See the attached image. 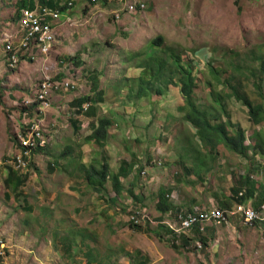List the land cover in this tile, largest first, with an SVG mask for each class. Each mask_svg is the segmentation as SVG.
<instances>
[{
  "label": "rangeland",
  "instance_id": "obj_1",
  "mask_svg": "<svg viewBox=\"0 0 264 264\" xmlns=\"http://www.w3.org/2000/svg\"><path fill=\"white\" fill-rule=\"evenodd\" d=\"M19 1L0 0V36L12 29ZM45 1L58 7L73 3L71 22L76 24L60 23L49 62L56 80L57 72L69 67L75 88L54 95L44 129L58 131L22 171L13 164L19 112L33 101L42 64L21 60L10 70L0 51V264H204L196 257L194 238L183 243L162 225L173 221L174 213L157 210L158 194L176 191L173 206L180 199L190 210L196 206L191 200L209 192L222 203L215 207L230 210L236 195L245 194L240 185L248 176L257 191L245 206L251 208L249 202L257 210L264 200V154L249 148L264 143V121L253 125L230 88L236 85L264 112V0ZM135 1L145 10L125 13L124 5ZM154 57L164 61L158 73ZM175 62L189 69L195 83L192 100L211 125L221 123L229 134L244 131L248 149L243 155L221 142L210 150L185 120ZM143 69L150 86L136 99ZM95 77L97 90L91 82ZM98 90L102 102H93V116L79 118L82 128L75 133L63 116L71 109L68 103ZM101 119L109 123L103 148L98 146L102 140L95 139L97 144L90 137ZM105 160L113 174L122 161L134 164L120 178L119 195L109 180L97 188L80 170ZM7 167L26 178L18 191L4 183ZM211 206L206 202L205 208ZM134 211L144 215L137 227L131 225ZM232 218L187 237L205 240L198 252L207 264H264V222L248 227Z\"/></svg>",
  "mask_w": 264,
  "mask_h": 264
},
{
  "label": "trees",
  "instance_id": "obj_2",
  "mask_svg": "<svg viewBox=\"0 0 264 264\" xmlns=\"http://www.w3.org/2000/svg\"><path fill=\"white\" fill-rule=\"evenodd\" d=\"M39 2L44 6H48V7H52V8L57 7V5H56L57 2L45 1V0H39ZM34 4H35L34 0H20L19 2L16 3V6L19 9L21 7H33ZM64 9H65V7L60 8L61 11H63ZM68 9L74 10L73 7H70ZM160 41H161V39L158 38L156 41V44H159ZM154 58H156L155 63L157 65L155 71H156V73H158L162 70V66L164 65V61H163V59L160 60L157 57H154ZM176 58L179 59V56L177 55ZM160 63H161V66H160ZM175 66L178 69V71H179L178 74L180 76L179 80H178V83H180V90H179L180 95L184 101V106L186 107L185 109L187 110L185 120L188 121L193 127H195L197 129V135H198L199 139L200 140L202 139L205 142V146H209L210 150L216 145V143L221 142L225 145V147L228 150H230L234 153H239V154L243 155L245 153L246 149H248V146L244 145V142H245L244 131L241 128H237L236 130H234V133L229 134L226 132L225 126L222 125L221 123H219V125H214V126L211 125L210 121L207 120V118L205 117V114L196 108V106L192 100V93H193V88L195 87V83H194V80L190 74L189 69L188 68L187 69H180L181 67L177 64V62H175ZM143 68H147V67L145 66ZM261 70L264 73V60L261 62ZM211 72L214 73L212 70H211ZM156 75L157 74H154V76H156ZM213 78H214V76H213ZM137 79L139 81V90H138V94L136 96V99L147 94V91L149 90L148 87L150 86L151 78L148 74V71L143 69V70H141L140 75L137 77ZM95 80H96V77L91 81L95 84ZM230 88H231L232 96L237 101H241L243 106H245L247 108L248 118L252 122V124L258 125L261 122H263L264 121V112H263L262 106L260 104L252 105L249 101L244 99L239 94V92L236 88V85L234 87L231 86ZM155 91L159 95L163 94V92L161 91V89L159 87H156ZM96 96H97L96 101L100 100L98 102H101L102 98H103L102 92L101 91L97 92ZM90 98H91L90 96H85L83 98L73 100L69 105L72 107L78 108L77 113H79L81 111L88 116H93L95 110L92 107H90L86 111H83V109L81 108V105L83 103L91 101ZM181 109L183 110V108H181ZM69 122H70V125L73 126V131L75 133L80 130V126H79V123L77 121L69 120ZM108 124L109 123L107 121H105L104 119H101L99 121V126L96 127L95 131H93V134L90 136L94 140L95 139L102 140L101 142H99V144L95 140V142L98 144V146L102 147V148L104 147V142H105L104 140L106 139L105 136L107 135L106 134V126ZM229 126L231 128L233 127L232 125H229ZM249 148L252 149L253 153L260 152V153L264 154V143L255 142L254 145L252 147H249ZM34 149H35V147H31L29 149L30 155L33 153ZM24 151L25 150L23 149L22 152H24ZM106 160L101 165H99L98 167L94 166L93 164H90V166L88 168H85L84 165H81L80 170L82 172L84 171L85 174H83V175L88 180V182L93 184V185H97V188H99V186L101 188L103 183L107 182L109 180L111 183V186L113 188V191H115V193L117 195H119L123 190L121 182H120V178H126L130 174L131 170L133 169L134 164L128 163L126 161H122L120 163L118 173L113 174V173L109 172ZM6 171H7V177L5 178L4 183L7 186H10L13 190L17 191L21 186H23L25 184L26 178L25 177H19L17 175L16 171H14L11 167H7ZM23 176H25V175H23ZM240 186L245 187L246 189H245V194H242L241 196H237L236 193L238 192V190L237 189L235 190V195H236L235 202H238V203L245 202L247 197H252L254 195V193H256V191H257V188H255V183L253 181H251L248 176H246L245 178L242 179ZM97 190L100 191V189H97ZM262 196L264 197V194ZM131 197H133V199H135L137 201L140 200L139 197L134 196L133 193H131ZM257 206H258V204H257ZM156 207L160 213H165L171 209H175L172 202H170L167 198V192L164 190H160V193L158 194V201H157ZM255 207H256V205H255ZM131 225L133 227H137V225H134L132 223H131ZM159 227H162V225H160ZM167 232H169L171 234V232L168 229H167ZM156 236L158 239H161L160 233H156ZM202 240L205 241L204 239H202ZM203 245L206 246L205 242H203Z\"/></svg>",
  "mask_w": 264,
  "mask_h": 264
},
{
  "label": "built area",
  "instance_id": "obj_3",
  "mask_svg": "<svg viewBox=\"0 0 264 264\" xmlns=\"http://www.w3.org/2000/svg\"><path fill=\"white\" fill-rule=\"evenodd\" d=\"M91 1L95 2V0ZM62 7H65L63 11L60 10ZM70 7H73L72 2L64 3L62 6L56 8L41 6L36 3L33 7H21L16 11L15 18H13L12 29L0 36V51L4 54L5 65L10 70L14 69L19 61L23 59L28 61L41 60L42 77L34 97V101L39 102L40 110L50 107L52 93L60 90L66 91L74 87L68 81H52L48 75L50 67L46 65L56 41V29L61 26L60 23L70 26L76 24V22H71L73 16L72 10L68 9ZM144 10V4L139 1L124 5V12L127 14H134ZM115 17L119 18V15L116 14ZM30 141L31 139L28 137L24 140L22 139L21 143L22 145H28ZM233 215L239 216L243 224L248 227L258 222H264V201L260 204L258 210L242 204H234L233 209L229 212L217 208L204 209L196 207L188 212L185 217L177 215L176 225H173L170 221L164 224L175 234H180L182 231L188 230L195 225H219L227 222L228 216ZM140 216L144 218L143 214L134 211L130 219L136 225L137 219ZM196 245L198 248H201L199 243H196ZM3 247L4 245L0 241V250Z\"/></svg>",
  "mask_w": 264,
  "mask_h": 264
},
{
  "label": "clouds",
  "instance_id": "obj_4",
  "mask_svg": "<svg viewBox=\"0 0 264 264\" xmlns=\"http://www.w3.org/2000/svg\"><path fill=\"white\" fill-rule=\"evenodd\" d=\"M58 7V6H57ZM25 60V59H23ZM40 60V59H39ZM25 61H28V60H25ZM30 62H33V61H30ZM61 62V61H60ZM36 63V61H35ZM46 65L48 67H50L49 69V72H48V75L51 77L52 81H56V79H53V77L50 75V72L52 71L53 69V65L49 62V58L46 62ZM7 66V65H6ZM42 77V75H40ZM73 76V73H71V75L69 77H59V72H57V75H56V78H57V81H68L70 83L73 84V89H69V90H60V91H55L54 93H52L51 95V99H50V107L49 108H46L44 110H40V105H39V102H35L34 101V97H35V91L38 87V85L40 84V81H41V78L40 80L38 81L37 83V86L35 87V90H34V97H33V101L32 103H30L29 105H26L25 107H22L20 112H19V117H21V125H20V129L17 131V134H16V137H15V142H16V146L15 148L17 149V153L15 154V157L13 158V164L17 166L18 169H21L22 171H24V169H26L30 162H31V158L35 156V153L38 152V151H41V150H44L46 149L48 146H49V140L48 138H52L53 135H55V132L58 131L57 128H56V131H53L52 134L50 131H46L44 128L46 126V119H47V114L52 110L53 108V102H54V98H55V94H59V93H65V92H68V91H72L74 90L75 88V85H74V80L75 78L74 77H71ZM93 84V87H96V90L98 88L97 86V82L95 81V84ZM81 90V88H80ZM100 90H98L99 92ZM102 92V91H101ZM96 93L95 92L93 95L92 94H87L85 96H90L91 98V101L89 102H86V103H83L81 105V108L83 109V111H86L87 109H89L90 107L93 106V103H95L96 101ZM103 94V93H102ZM85 96H82V97H78V98H75V99H72L69 103H68V106L71 108L66 114H63V116L69 121V120H75L77 122H79V126H81L82 128V124L80 123L79 121V118L80 117H87L88 115H86L85 113L83 112H79L77 113L78 111V108H75V107H72L70 106L69 104L73 101V100H76V99H79V98H83ZM100 101V100H98ZM102 102V101H101ZM101 102H98V103H101ZM70 123V122H69ZM53 126V125H52ZM80 128V129H81ZM51 135V136H50ZM30 138L31 141H30V144L28 145H22L21 141L22 139H26V138ZM31 147H35L33 153L30 155V148ZM23 149L25 150L24 152ZM41 153V152H40ZM25 157V158H24ZM20 159V160H18ZM24 159V160H23ZM54 162L51 163V166H54ZM12 168V167H11ZM13 169V168H12ZM14 170V169H13ZM15 171V170H14ZM55 175V174H54ZM6 177H7V171H6ZM5 177V178H6ZM5 180V179H4ZM10 187V186H8ZM10 190L11 192L12 191H16V190H13L11 187H10ZM19 190V189H18ZM17 190V191H18ZM239 196L242 195V193H239L238 194ZM168 199L172 202L173 204V201H174V198L170 195L167 196ZM264 201V200H263ZM261 201L260 204L263 202ZM234 204H242V205H245L246 203L244 202H241V203H238V202H235L233 201V205L231 207L230 210H223L219 207H215V206H211V208L209 209H212V208H217V209H220L222 211H225V212H229L233 209L234 207ZM252 209H254L252 207V205H250ZM260 206V205H259ZM197 208H200V207H197ZM204 209H207V208H204ZM259 209V207H258ZM257 209V210H258ZM255 210V209H254ZM192 211V210H191ZM190 212V211H189ZM177 217V216H176ZM231 217H236L237 219L240 220L241 224H243L242 222V219L237 216V215H233V216H228L227 218V222H223L219 225H222V224H228L229 223V218ZM176 220V218L174 219ZM172 222V221H171ZM132 224H134L132 222ZM164 224V223H163ZM135 225V224H134ZM166 225V224H165ZM207 225H210V224H203L202 226H199V225H195V226H198L199 227V230L202 231L204 230L203 227L207 226ZM215 225V224H213ZM244 225V224H243ZM194 226V227H195ZM245 226V225H244ZM168 228V227H167ZM169 229V228H168ZM171 230V229H170ZM172 231V230H171ZM173 232V231H172ZM174 233V232H173ZM1 241V240H0ZM2 242V241H1ZM3 243V242H2ZM201 245L202 247V243L201 242H197ZM4 245V244H3ZM4 248V247H3ZM195 249L198 251L200 248L197 247V245L195 244ZM2 250H0L1 254H2ZM0 254V255H1Z\"/></svg>",
  "mask_w": 264,
  "mask_h": 264
},
{
  "label": "crops",
  "instance_id": "obj_5",
  "mask_svg": "<svg viewBox=\"0 0 264 264\" xmlns=\"http://www.w3.org/2000/svg\"><path fill=\"white\" fill-rule=\"evenodd\" d=\"M73 62V61H72ZM73 63H75V62H73ZM59 77L61 78V77H69L70 75H71V71H70V69H69V67H67V66H64V67H62V69H60L59 71ZM92 82V81H91ZM93 83V82H92ZM167 192V191H166ZM173 192H175V193H173ZM179 194V193H178ZM255 194V193H254ZM264 193L262 192L261 193V196L263 195ZM168 195H170V196H172L173 198H174V201L175 200H177V194H176V191H171V192H167V196ZM200 195H204V193H202V194H200ZM200 195H199V197H200ZM254 196V195H253ZM263 197V196H262ZM168 198V197H167ZM182 200L183 201H185V198L182 196ZM200 202V203H199ZM206 202H210V204H212V206H220V205H222V203L220 202V201H216L215 200V198L209 193V192H206V197L204 198H201L200 197V199L199 200H191V203L192 204H194V205H196V206H193V207H191L190 208V210H187V209H184V206L182 205V203H181V201H180V199H179V201H178V206H174L175 207V209H172V213H174V218H173V221H172V224L173 225H176V220H174L175 218H176V216L177 215H180V216H182V217H185L187 214H188V212L189 211H191V210H193L194 208H196V207H200V208H205V204H206ZM205 203V204H204ZM214 203H216V205H214ZM244 203H246V201L244 202ZM247 204H249V205H251V203H249V202H247ZM204 206V207H203ZM165 213H167V212H165ZM165 213H161V214H165ZM167 214H171V212L170 211H168V213ZM232 219H235V220H237V221H240V220H238L236 217H233ZM241 223V222H240ZM162 224V223H161ZM162 225H164V226H166V228L168 227L167 225H165V224H162ZM210 225H212V226H217V225H213V224H210ZM208 226V225H207ZM207 226H205V227H203V229L204 230H202V231H200L199 230V227L198 226H193V227H191L190 229H188V230H184V231H182L180 234H175V233H173L170 229H168L170 232H171V234H173V235H175L176 237H179L180 238V240L184 243H187V242H189V241H191L192 239L191 238H194V242H193V245H194V247H195V244L197 243V242H200L201 241V243H202V245H203V242H205V241H203L202 239L203 238H201V237H198V238H195V237H191L190 236V238H188L187 236L190 234V233H193L194 235H200V234H203L204 232H205V230L207 231L208 230V227ZM198 232V233H197ZM200 238V239H199ZM206 243V242H205ZM206 247V246H205ZM202 248H200L198 251H200ZM198 251H196V254H197V259L199 258V261H202V262H204V264H207V262H206V259H205V257H204V254H202V253H199ZM207 251V250H206ZM209 252V251H208ZM209 253H211V252H209ZM206 255V254H205Z\"/></svg>",
  "mask_w": 264,
  "mask_h": 264
}]
</instances>
